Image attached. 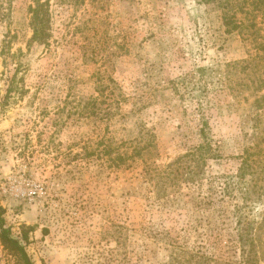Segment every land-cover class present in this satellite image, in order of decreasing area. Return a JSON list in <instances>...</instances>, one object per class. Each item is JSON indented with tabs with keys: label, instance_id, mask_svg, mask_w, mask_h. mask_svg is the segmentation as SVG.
<instances>
[{
	"label": "rangeland",
	"instance_id": "374dc122",
	"mask_svg": "<svg viewBox=\"0 0 264 264\" xmlns=\"http://www.w3.org/2000/svg\"><path fill=\"white\" fill-rule=\"evenodd\" d=\"M42 1L50 37L38 43L34 0H0L12 237L34 264L240 259L238 210L264 216V11L248 6L255 25L229 30L226 0ZM201 145L213 151L201 178L171 180ZM0 264H19L1 238Z\"/></svg>",
	"mask_w": 264,
	"mask_h": 264
},
{
	"label": "trees",
	"instance_id": "16d2710c",
	"mask_svg": "<svg viewBox=\"0 0 264 264\" xmlns=\"http://www.w3.org/2000/svg\"><path fill=\"white\" fill-rule=\"evenodd\" d=\"M223 2L224 0H220ZM35 6H31V25L33 26V37L32 41L38 43H44L50 37L49 31V2L42 0H34ZM225 6L226 12L224 13V19L227 25H229V30L239 29L246 27V21H251L255 25L254 18L255 13L252 11H264V0H226ZM248 6H253L252 11L248 12L246 9ZM238 7V8H237ZM236 9H239L244 13L242 20H238ZM227 10H233L231 15ZM246 11V12H245ZM252 12V13H251ZM252 19V20H251ZM231 27V28H230ZM212 150L210 145L198 146L194 151H191L176 160L174 164H171V173L174 178L171 179L175 182V178L178 175L184 177L187 182H197L204 172V163L206 156L212 155ZM261 169H264V162H259ZM176 165V166H175ZM250 171V157L249 154L243 158V162L238 170L237 177L244 178L245 174ZM170 179V178H169ZM173 184V183H171ZM252 188H246L243 190V194L246 195L245 199L248 201L249 196L252 194ZM242 190V189H241ZM256 193V191L254 190ZM257 199H264V194H259ZM249 210H250V206ZM240 210V209H239ZM238 210L237 227H238V249L240 254V259L231 261L229 264H261L264 260V250H263V238L261 236V231L264 230V216L261 218L252 217L244 212ZM3 209L0 206V238L5 247L8 249L11 256L18 260L19 264H34L31 257L29 256L24 245L11 234V228L6 227L5 219L3 217ZM194 264H208V258L199 257Z\"/></svg>",
	"mask_w": 264,
	"mask_h": 264
}]
</instances>
